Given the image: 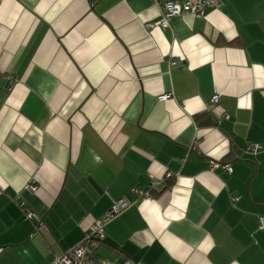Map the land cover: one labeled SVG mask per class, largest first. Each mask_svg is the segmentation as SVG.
<instances>
[{
  "label": "crops",
  "instance_id": "obj_1",
  "mask_svg": "<svg viewBox=\"0 0 264 264\" xmlns=\"http://www.w3.org/2000/svg\"><path fill=\"white\" fill-rule=\"evenodd\" d=\"M161 18L155 0H0V264H50L153 178L100 257L264 264V0Z\"/></svg>",
  "mask_w": 264,
  "mask_h": 264
},
{
  "label": "built area",
  "instance_id": "obj_2",
  "mask_svg": "<svg viewBox=\"0 0 264 264\" xmlns=\"http://www.w3.org/2000/svg\"><path fill=\"white\" fill-rule=\"evenodd\" d=\"M156 5L162 10V18L156 24H148L147 27L151 28L155 26H161L162 28H168L170 26L171 18L182 14H194L201 17L205 8L209 6H217L220 4V0H155ZM170 97V94H162L159 96L160 100H166ZM219 95L215 94L212 98V102L218 103ZM216 167L221 166L226 171H231V164L221 162H213ZM162 180L153 178L150 183V188H143L141 186H135L130 189L129 193L132 199L128 197H121L117 199L111 207L103 214L102 217L96 219L90 229V232L71 249L63 252L50 264H112L108 258L100 257L97 250L103 240L106 238V225L116 216L124 212L133 202V199L153 197L152 191L158 185H161ZM28 189L35 191L36 186H29ZM26 216L28 218H36L34 211L29 208H25ZM262 226H264V219H260ZM125 264H131L126 260Z\"/></svg>",
  "mask_w": 264,
  "mask_h": 264
},
{
  "label": "trees",
  "instance_id": "obj_3",
  "mask_svg": "<svg viewBox=\"0 0 264 264\" xmlns=\"http://www.w3.org/2000/svg\"><path fill=\"white\" fill-rule=\"evenodd\" d=\"M204 117H206V118H209V119H210V118H211V115H210V114H208V113H203V114H201L200 116H198V118H197V119H198L199 121H201V120H203V118H204ZM212 122H213V121H212ZM200 124H202V123H200ZM163 187H164V186H163ZM104 240H105V239H104ZM104 240H103V241H104Z\"/></svg>",
  "mask_w": 264,
  "mask_h": 264
}]
</instances>
